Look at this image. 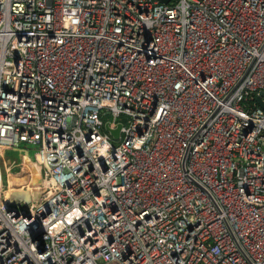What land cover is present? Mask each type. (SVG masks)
<instances>
[{
    "label": "built area",
    "instance_id": "2783aa9c",
    "mask_svg": "<svg viewBox=\"0 0 264 264\" xmlns=\"http://www.w3.org/2000/svg\"><path fill=\"white\" fill-rule=\"evenodd\" d=\"M261 91L264 0H0V264H264Z\"/></svg>",
    "mask_w": 264,
    "mask_h": 264
},
{
    "label": "rangeland",
    "instance_id": "374dc122",
    "mask_svg": "<svg viewBox=\"0 0 264 264\" xmlns=\"http://www.w3.org/2000/svg\"><path fill=\"white\" fill-rule=\"evenodd\" d=\"M34 148L22 144L19 148L10 150H0V153L6 154V157L11 158L12 165L5 167L2 171L3 187H8V178H16L18 187H26L29 183L37 184L41 178L40 168L37 166V156L33 154ZM9 169V170H6ZM29 176V177H28ZM31 177V178H30ZM25 206V205H24ZM109 264H118L112 262Z\"/></svg>",
    "mask_w": 264,
    "mask_h": 264
},
{
    "label": "water",
    "instance_id": "95a60500",
    "mask_svg": "<svg viewBox=\"0 0 264 264\" xmlns=\"http://www.w3.org/2000/svg\"><path fill=\"white\" fill-rule=\"evenodd\" d=\"M162 4H169L171 3L172 0H159ZM255 101L257 103V105L264 111V92H259L256 97H255ZM121 125H118L117 126V129L116 130H113V131H109L111 136L116 140L118 138V132H119V129H120ZM105 129L107 130L108 127L107 125L105 126ZM20 194H17V193H12L11 196H10V201H14L16 198L19 197ZM23 197H28L27 194L23 195ZM28 200V198H27Z\"/></svg>",
    "mask_w": 264,
    "mask_h": 264
},
{
    "label": "crops",
    "instance_id": "0c3cea01",
    "mask_svg": "<svg viewBox=\"0 0 264 264\" xmlns=\"http://www.w3.org/2000/svg\"><path fill=\"white\" fill-rule=\"evenodd\" d=\"M0 164H1L2 168H3V165L5 167L7 166V168H8V166L12 165V160H11V158L6 157V154L4 155V154L0 153ZM6 170H9V169H6Z\"/></svg>",
    "mask_w": 264,
    "mask_h": 264
},
{
    "label": "trees",
    "instance_id": "16d2710c",
    "mask_svg": "<svg viewBox=\"0 0 264 264\" xmlns=\"http://www.w3.org/2000/svg\"><path fill=\"white\" fill-rule=\"evenodd\" d=\"M251 106L259 107L255 100H253V102L251 103Z\"/></svg>",
    "mask_w": 264,
    "mask_h": 264
},
{
    "label": "flooded vegetation",
    "instance_id": "af4514ba",
    "mask_svg": "<svg viewBox=\"0 0 264 264\" xmlns=\"http://www.w3.org/2000/svg\"><path fill=\"white\" fill-rule=\"evenodd\" d=\"M256 97V96H255ZM1 170H3V169H1Z\"/></svg>",
    "mask_w": 264,
    "mask_h": 264
}]
</instances>
